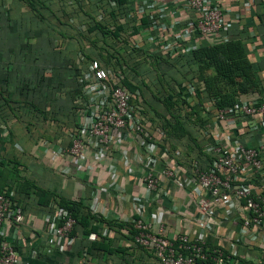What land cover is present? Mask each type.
Masks as SVG:
<instances>
[{"label":"crops","instance_id":"0c3cea01","mask_svg":"<svg viewBox=\"0 0 264 264\" xmlns=\"http://www.w3.org/2000/svg\"><path fill=\"white\" fill-rule=\"evenodd\" d=\"M56 1L0 0V193L10 196L23 215L20 224L2 223L0 238L14 247L16 264H160L126 235L134 231L137 202L152 232L161 226L168 239L178 234L194 239L201 232L196 188L182 180L199 148L217 139L229 144L239 140L251 147L264 142V123L258 117L212 125L207 117L215 105L197 79V64L188 58L198 45L240 40L260 90L237 101L264 102V0H214L228 28L197 40L188 32L194 14L182 0H66L68 16L52 7ZM176 3L180 8L174 7ZM62 16L70 18V27L61 24ZM99 21L106 22L115 38L104 39L91 29ZM93 37L100 40L94 44ZM80 38L86 40L82 45ZM166 47L171 49L165 52ZM93 60L110 74L120 73L121 83L135 84L126 73L137 62L138 74L139 69L169 68L175 74V97L185 101L202 126L196 138L186 129L191 143L187 152H172L154 139L149 148L141 137L126 136L105 157L94 149L73 159L68 154L70 133L81 120L88 121L92 94L102 98L110 89L109 83H99L97 91L86 93L93 82ZM208 72L213 74V69ZM131 102L129 127L141 119ZM261 159L264 165V151ZM149 160L154 168L159 167L158 160L168 161L180 176L148 193L140 176ZM115 182L121 191L113 189ZM60 199L83 204L73 210L77 222L72 244L50 243L45 233L49 204ZM240 222L241 211L226 217L216 207L206 230L208 240L246 259L263 256L260 243L249 251L239 242ZM91 233L94 240L88 239Z\"/></svg>","mask_w":264,"mask_h":264},{"label":"built area","instance_id":"2783aa9c","mask_svg":"<svg viewBox=\"0 0 264 264\" xmlns=\"http://www.w3.org/2000/svg\"><path fill=\"white\" fill-rule=\"evenodd\" d=\"M185 7L194 14V22L189 28L190 35L200 39L209 35L225 32L228 25L222 21L221 7L214 0H182ZM176 9L180 4L174 5ZM99 20L101 15L98 16ZM171 47L164 48L167 52ZM90 87L86 93H94L99 83H109L110 89L104 97L92 94L89 99L91 115L88 121L81 120L79 125L69 135L70 146L68 154L73 158L84 156L94 149L105 157L111 154V149L117 141L127 137H141L146 140L144 145L153 147L154 140L144 129L140 119L134 120L128 126L130 117V102L133 93L121 83V74L110 72L93 60L90 63ZM94 86V89H91ZM86 108L81 112L84 117ZM258 117L264 123V102L237 101L227 111L215 109L208 115L212 125L230 122L237 118ZM208 129V133H211ZM264 151V142L256 147L243 144L239 140L229 144L219 139L206 143L203 147L207 160H194L189 167V175L184 177V185L192 184L196 188V204L199 219L196 221L201 230L194 239L186 234H178L175 239H168L162 234L160 226L157 232L150 230V223L145 222L142 216V206L139 202L138 218L133 223V234L126 235L132 238L138 246L148 249L160 264H264V255L256 259H246L235 251H228L214 241H209L206 230L210 229V218L216 207H221L226 217L236 211H241L239 242L247 244L249 251L255 250V244L262 245L264 251V165L261 153ZM159 167H152L154 163L147 161L142 168L140 182L145 190L152 194L165 181L175 182L180 176L179 170L168 161L158 160ZM113 189L122 190L118 182ZM49 214L45 218V233L50 243L61 245L65 242L72 244L71 232L75 220L70 212L58 206L53 201ZM22 213L16 208L14 201L4 193H0V225L3 222L20 224ZM96 235L91 233L88 239L94 240ZM17 254L14 247L0 238V264H16Z\"/></svg>","mask_w":264,"mask_h":264},{"label":"trees","instance_id":"16d2710c","mask_svg":"<svg viewBox=\"0 0 264 264\" xmlns=\"http://www.w3.org/2000/svg\"><path fill=\"white\" fill-rule=\"evenodd\" d=\"M40 5L49 10V7L43 5V2H40ZM106 26L105 21H99L94 22L91 29L96 30L104 39H107L108 36L110 39L115 38L114 35L112 36L113 33L107 30ZM40 28H42L41 24ZM188 58L189 61L197 64V79L201 83L207 99L214 103L215 109L227 111L237 103L239 97H245V95L256 96L260 90L255 70L247 58L243 43L240 40L198 45L190 51ZM136 64L138 62L134 64L135 67ZM134 66L130 68V72L137 76V71H135L137 69ZM210 69H213V74L208 72ZM130 81L132 80L130 79ZM122 84L130 92H133L134 88H136V85L127 80H123ZM173 94L175 97L177 92L174 91ZM183 102L185 103V101ZM168 115L171 118H176L170 109H168ZM181 131L184 134H189L186 129H181ZM207 159L208 157L204 154L203 148H199L198 154L192 158L190 163L192 164L194 160L205 161ZM57 204L70 212L76 224L77 221L73 210L75 206L83 205L82 201H63L60 199ZM133 233L134 231H129L130 235Z\"/></svg>","mask_w":264,"mask_h":264},{"label":"rangeland","instance_id":"374dc122","mask_svg":"<svg viewBox=\"0 0 264 264\" xmlns=\"http://www.w3.org/2000/svg\"><path fill=\"white\" fill-rule=\"evenodd\" d=\"M65 1L58 0L52 4V7L68 16L69 12L66 5H64ZM70 22L69 17L62 16V25L70 27V24H68ZM55 24L58 26L57 23ZM57 28L63 27L58 26ZM99 40L100 38L96 37L91 39L94 44ZM83 41L86 40L80 38L77 42L82 45ZM69 45H73L71 41ZM167 69L169 68L164 66L152 69L153 71L150 68L139 69L137 76L127 71L126 76L131 78L135 83L133 85H136V89H138V94H133L131 105L137 113H140V121L152 139L162 146H169L172 152L182 149L186 153L191 143H189L188 138L182 133L181 129L188 128L196 138L198 137L197 129L202 128V126L199 119L190 112L183 100L174 97L173 76L175 74ZM168 109L178 119L171 118L168 115ZM195 127L196 129H194Z\"/></svg>","mask_w":264,"mask_h":264}]
</instances>
